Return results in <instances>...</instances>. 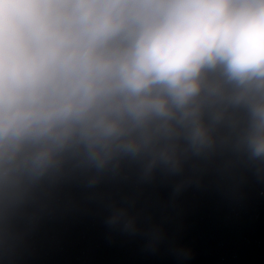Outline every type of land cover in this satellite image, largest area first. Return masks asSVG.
I'll return each instance as SVG.
<instances>
[{"label":"clouds","instance_id":"obj_1","mask_svg":"<svg viewBox=\"0 0 264 264\" xmlns=\"http://www.w3.org/2000/svg\"><path fill=\"white\" fill-rule=\"evenodd\" d=\"M251 181L264 0H0V264L66 199L157 251L185 192Z\"/></svg>","mask_w":264,"mask_h":264}]
</instances>
